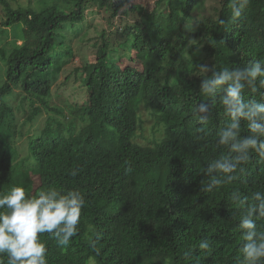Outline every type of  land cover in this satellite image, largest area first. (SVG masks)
I'll return each mask as SVG.
<instances>
[{
    "label": "trees",
    "instance_id": "obj_1",
    "mask_svg": "<svg viewBox=\"0 0 264 264\" xmlns=\"http://www.w3.org/2000/svg\"><path fill=\"white\" fill-rule=\"evenodd\" d=\"M201 2L210 14L192 19ZM230 4L155 0L149 9L134 0H0V32L21 24V43H12L0 84V194L14 186L27 195L54 186L79 189L86 200L78 234L68 246L41 236L48 264H91V258L93 264H240L238 221L227 192L264 188V160L253 155L233 185L202 192L207 178L198 171L213 155L215 137L196 140L192 115L194 106L208 99L199 95L200 80L210 74L201 64L219 70L264 58V0H249L235 21ZM91 5L108 27L116 21L119 28L112 30L114 36L93 24V58L73 70L86 100L63 113L28 87L54 83L73 55L70 40L80 37ZM7 52L1 43L0 57ZM16 85H21L20 105L31 110L18 125L14 118L3 121L1 114L2 108L11 113ZM245 95L259 98L250 91ZM31 96L45 108L34 106ZM141 103L163 126V135L149 148L131 142ZM207 103L208 126L222 127L218 98ZM49 110L44 126L28 135L33 130L24 125ZM22 136L27 138L23 156L16 144ZM203 238L212 242L208 252L197 247Z\"/></svg>",
    "mask_w": 264,
    "mask_h": 264
},
{
    "label": "clouds",
    "instance_id": "obj_2",
    "mask_svg": "<svg viewBox=\"0 0 264 264\" xmlns=\"http://www.w3.org/2000/svg\"><path fill=\"white\" fill-rule=\"evenodd\" d=\"M49 1L62 3L63 0ZM248 4L249 0H231V16L234 21L242 16ZM220 23L223 24L224 20H220ZM7 28L4 27L0 35ZM4 46L8 52L0 57V84L6 80V58L12 48V45ZM199 67L202 72L210 73L207 78L200 80L198 86L199 95L208 99L197 103L192 115L198 125L196 140L208 142L210 137H215L214 153L198 171V174L207 178L205 183H201V191L210 193L238 181L240 174L251 163L253 155L264 160V58L250 60L243 66L223 67L219 70L207 64ZM33 86L40 85L32 83L28 87L33 95H40L33 92ZM20 88L21 85L12 86L16 90H13L15 93L9 98L12 111L9 113L1 109L3 121L14 118L18 125L26 117L29 107L20 105ZM246 91L258 94L259 98H246ZM31 98L35 102L34 106L45 108L35 96ZM217 98L225 120L222 127L212 129L208 126L211 108L207 101L214 104ZM141 107L155 118L141 103L134 135L141 124ZM21 112L24 113L23 117L18 120L16 113ZM46 113L43 111L38 114L30 124H34L41 116L45 117ZM132 138L131 142L138 146H154V140L148 145H142L133 142ZM71 174L76 175V172ZM32 178L36 187L37 177ZM227 199L235 211L234 219L238 221L235 227L241 240L238 246L241 259L238 261L240 264H264V223H258L264 221V188L245 194L240 188L231 187L227 192ZM85 203V196L79 189L62 191L54 186L33 195H27L21 186H14L7 193L0 194V257H6V260L0 259V264H48L47 242L41 236L48 234L59 247L68 246L78 234ZM197 247L208 252L212 249V242L209 238H203Z\"/></svg>",
    "mask_w": 264,
    "mask_h": 264
},
{
    "label": "rangeland",
    "instance_id": "obj_3",
    "mask_svg": "<svg viewBox=\"0 0 264 264\" xmlns=\"http://www.w3.org/2000/svg\"><path fill=\"white\" fill-rule=\"evenodd\" d=\"M155 0H134L136 3H142L146 8H151L154 4ZM212 2V0H211ZM39 7V3H37ZM90 8L87 9L84 13V22L82 23L81 35L78 39L74 38L70 40L71 48L73 55L71 58L68 59L66 63H64L61 72L59 73L57 79L54 81L53 84L49 86H38L32 87L34 93L38 94H45L46 101L52 107L55 106L59 110L63 111V113H68L69 107L74 106L75 103L82 104L86 100V92L85 88L80 86V80L75 77L74 68L79 67L82 64V60L86 58V60H91L93 58V45L94 42V35L97 34L93 30V24H102V26L107 27L111 30L112 35L115 36L114 31L119 28V25H116V21L113 23L112 27H108V24L102 19L100 12H97L95 6H89ZM88 8V7H87ZM206 7L201 2L200 7L195 11L191 18H202L205 14L203 11ZM1 11V6H0ZM105 16V12H103ZM193 22V21H192ZM21 24L18 23L13 27H8L7 31L0 35V43L7 45L10 47L14 40H16V44H20L18 32L20 30ZM114 30V31H112ZM83 33H85L83 35ZM111 42H116L115 40H111ZM123 47L120 46V53H124ZM133 52V50H130ZM127 61L120 63L122 67H124ZM1 72V70H0ZM75 100V101H74ZM38 104V102H36ZM47 114L53 113V111H46ZM23 112L20 114L16 113L18 120L23 117ZM46 116H41L34 124H25L24 128L29 127L31 130L33 129H40L44 124V120ZM140 116H141V124L137 130L136 135L133 136L132 141L138 142L142 145H148L152 142V140L159 141V138L163 135V127L161 122L155 119L152 115L147 113L142 107L140 109ZM78 126L76 127L75 132H77ZM35 131L33 130L28 133V135H32ZM136 137V138H135ZM26 136H22L17 138L16 144L19 149V154L21 156L26 154ZM93 259L89 260V263L93 264Z\"/></svg>",
    "mask_w": 264,
    "mask_h": 264
}]
</instances>
